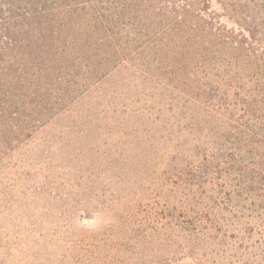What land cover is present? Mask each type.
<instances>
[{"label": "trees", "instance_id": "1", "mask_svg": "<svg viewBox=\"0 0 264 264\" xmlns=\"http://www.w3.org/2000/svg\"><path fill=\"white\" fill-rule=\"evenodd\" d=\"M172 49L184 92L228 130L191 164L180 207L140 202L100 235L72 232L63 261L264 264V0H0V216L23 149L76 93L121 69L163 75ZM45 215L67 227L75 213Z\"/></svg>", "mask_w": 264, "mask_h": 264}, {"label": "rangeland", "instance_id": "2", "mask_svg": "<svg viewBox=\"0 0 264 264\" xmlns=\"http://www.w3.org/2000/svg\"><path fill=\"white\" fill-rule=\"evenodd\" d=\"M159 56L167 59L154 64L163 75L121 69L102 77L26 145L24 165L8 175L18 170L22 177L8 183L0 264L64 263L61 254L70 250L63 239L72 232L100 235L140 202L180 207L191 164L199 165L228 127L206 101L184 92V52ZM3 199L0 193V211ZM48 211L75 215L66 227ZM192 256L172 264H194Z\"/></svg>", "mask_w": 264, "mask_h": 264}]
</instances>
